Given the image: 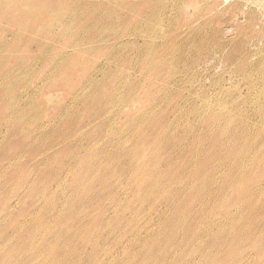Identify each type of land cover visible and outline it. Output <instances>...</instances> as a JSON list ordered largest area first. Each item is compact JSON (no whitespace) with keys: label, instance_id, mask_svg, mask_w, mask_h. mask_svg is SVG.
Listing matches in <instances>:
<instances>
[{"label":"rangeland","instance_id":"374dc122","mask_svg":"<svg viewBox=\"0 0 264 264\" xmlns=\"http://www.w3.org/2000/svg\"><path fill=\"white\" fill-rule=\"evenodd\" d=\"M0 264H264V0H0Z\"/></svg>","mask_w":264,"mask_h":264}]
</instances>
